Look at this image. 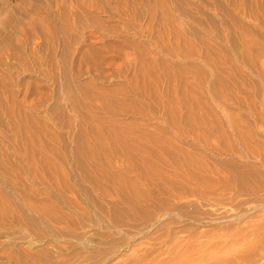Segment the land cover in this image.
<instances>
[{"label": "rangeland", "instance_id": "374dc122", "mask_svg": "<svg viewBox=\"0 0 264 264\" xmlns=\"http://www.w3.org/2000/svg\"><path fill=\"white\" fill-rule=\"evenodd\" d=\"M258 1L0 0V264H264Z\"/></svg>", "mask_w": 264, "mask_h": 264}, {"label": "bare ground", "instance_id": "6f19581e", "mask_svg": "<svg viewBox=\"0 0 264 264\" xmlns=\"http://www.w3.org/2000/svg\"><path fill=\"white\" fill-rule=\"evenodd\" d=\"M256 3H257V1L258 0H254ZM260 1V0H259ZM258 1V2H259ZM254 2V3H255ZM260 3V2H259ZM238 9V8H237ZM258 9H260L261 11H260V13L261 12H264V8H262V6L260 5V7L258 8ZM96 10V9H95ZM262 14V13H261ZM149 15L152 17L153 15H154V13H153V11H151V10H149ZM168 15V14H167ZM167 15H165V16H167ZM262 16H264V15H262ZM153 18V17H152ZM166 19V18H165ZM93 20V19H92ZM168 20V19H167ZM95 23H96V21H94ZM97 26H99V25H97ZM72 27V25H69V24H67V26H66V29H68V28H71ZM101 27V26H100ZM99 27V28H100ZM165 27V26H164ZM176 29V28H175ZM176 33V32H175ZM95 36V35H94ZM49 39V38H48ZM53 41V40H52ZM94 44V43H93ZM66 47V46H65ZM68 47V46H67ZM243 47V46H242ZM145 63V62H144ZM228 63V62H227ZM217 64V63H216ZM215 68V67H214ZM141 72V71H140ZM261 73H264V72H262V71H260ZM260 72H259V74H260ZM226 73H227V71H226ZM217 74H219L220 76H221V74L219 73V71H217L216 70V68L215 69H213V72H212V75L213 76H216ZM227 74H225V76H226ZM228 75H229V73H228ZM227 75V76H228ZM262 75H264V74H262ZM262 75H260V76H262ZM223 77V76H222ZM140 78H141V76H140ZM221 78V77H220ZM132 82H133V79H132ZM141 91V90H140ZM151 91V90H150ZM170 91V90H169ZM101 92V91H100ZM67 96V95H66ZM68 97V96H67ZM70 97V96H69ZM70 99V98H69ZM72 100H71V103H69L70 104V107H68V108H70V109H72L73 111L76 109V102H75V100H74V98L72 97L71 98ZM95 99V98H94ZM94 99H93V102H94ZM68 100V99H67ZM95 100H97V99H95ZM100 101V100H99ZM107 101V100H106ZM66 102V101H65ZM91 102V101H90ZM90 102H89V104H90ZM98 102V101H97ZM97 102H94V103H97ZM4 103V102H3ZM99 103V102H98ZM102 103V102H101ZM68 104V105H69ZM79 104V103H78ZM88 104V105H89ZM200 104V103H199ZM6 105V104H5ZM92 105V104H91ZM99 105H100V103H99ZM104 105V104H103ZM79 106V105H78ZM84 106V105H83ZM95 106V105H94ZM98 106V105H97ZM101 106V105H100ZM1 107H3V106H1ZM16 107V106H15ZM86 106H84L83 108H85ZM87 107H89V106H87ZM102 107H104V106H102ZM4 108V107H3ZM7 107H5L4 109H5V111H6V114H7V109H6ZM9 108L10 109H12L11 108V106H9ZM79 108H80V106H79ZM82 108V107H81ZM80 108V109H81ZM92 108H95V107H92ZM9 109V110H10ZM77 109H78V107H77ZM88 109V108H87ZM96 109H98V108H96ZM95 109V110H96ZM89 110H90V108H89ZM88 110V112L90 113V111ZM101 110V109H100ZM103 110V109H102ZM84 111L85 110H83V113H84ZM22 112V111H21ZM81 112V111H80ZM260 112V111H259ZM12 113V112H11ZM19 113V112H18ZM71 113V112H70ZM73 113V112H72ZM74 113H78V112H74ZM82 113V115H84ZM86 113H87V111H86ZM95 113V112H94ZM8 114H9V112H8ZM15 114V113H14ZM20 114V113H19ZM10 116V115H9ZM8 116V117H9ZM19 116H23V114L21 113L20 115H18L17 116V120H18V117ZM78 116H81V114L79 113L78 114ZM134 116V115H133ZM13 117V116H12ZM26 117H28L27 115H26ZM82 117V116H81ZM85 117H87V116H85L84 115V119H82L81 118V120H80V118H79V120L78 121H80V123L77 125V126H79L78 128H80L79 129V131H80V135L78 136V138L76 139V142L75 141H73L75 144H77L78 145V147H77V149H79V147H80V154L79 153H77V154H79V156H80V158H82L83 159V161L84 160H91V161H93V162H91L92 164L95 162V161H100L101 160V152L104 150V148H103V150H101L102 149V147H104L105 145L106 146H108V145H110L109 147H111V145H113V143H111V142H113L112 140H111V138H113V140L116 138V135L115 134H117V133H115V131L113 130L114 129V127H113V125H112V123H106L105 124V127L107 128V132H106V130L104 129V128H101V129H104V131L107 133H104L105 135H108V136H104V135H101V134H99L98 133V131H94L95 129V126L97 127V123L96 122H98V120H93V118H92V120H90V119H85ZM256 117V116H255ZM22 118H24V117H22ZM90 118V117H89ZM13 119H15V117L13 118ZM26 119V118H25ZM11 120V119H10ZM16 120V119H15ZM15 120H14V123H16L15 122ZM21 120H23V119H21ZM20 119H19V121H21ZM100 120V119H99ZM77 121V122H78ZM170 121V120H169ZM13 122V121H12ZM95 122V123H94ZM100 122V121H99ZM190 122V121H189ZM255 122V121H254ZM20 123H22V122H20ZM75 123V122H74ZM13 124V123H12ZM188 124V123H187ZM99 125V124H98ZM138 125V124H137ZM141 125V124H140ZM12 126V125H11ZM17 126V125H16ZM16 126H15V128H16ZM21 127H22V125H20ZM77 126H75V127H77ZM104 127V125L103 124H101V127ZM134 126V125H133ZM234 126V125H233ZM18 127V126H17ZM70 127V126H69ZM92 127V128H91ZM100 127V126H99ZM98 127V128H99ZM141 127V126H140ZM72 128H73V126H72ZM173 128V127H172ZM178 128V127H177ZM234 128V127H233ZM236 128V127H235ZM240 128V127H239ZM22 129V128H21ZM70 129V128H69ZM18 130V129H17ZM71 130H74V129H71ZM96 130H98V129H96ZM32 131V130H31ZM77 131V130H76ZM103 131V132H104ZM175 131V130H174ZM178 131V130H177ZM33 132V131H32ZM78 132V131H77ZM101 132V131H100ZM102 132V133H103ZM142 133V132H141ZM28 134V133H27ZM30 134V133H29ZM29 134H28V136H29ZM74 134H76L75 132H74ZM77 135V134H76ZM243 135V134H242ZM31 136H32V134H31ZM138 137V136H137ZM29 138V137H28ZM32 138V137H31ZM240 138V137H239ZM199 139H200V137H199ZM221 139V138H220ZM244 139V138H243ZM32 140H34V138L32 139ZM193 140V139H192ZM115 141V140H114ZM116 142V141H115ZM114 142V143H115ZM147 142V141H146ZM155 142V141H154ZM156 142H158V141H156ZM196 142H197V140H196ZM133 143V142H132ZM181 143V142H180ZM38 144V143H37ZM105 146V147H106ZM76 147V146H75ZM246 147H247V145H246ZM151 148V147H150ZM149 149V148H148ZM151 149H153V148H151ZM76 150V149H75ZM99 150H101V152L99 151ZM112 150H113V148H112ZM253 150V149H252ZM78 151V150H77ZM151 151V150H150ZM154 151V150H153ZM152 151V153H154ZM181 151H182V149H181ZM184 151V150H183ZM224 151V150H223ZM76 152V151H75ZM162 152V151H161ZM105 153V152H104ZM148 153H150V152H148ZM151 153V154H152ZM157 153V152H156ZM163 153H165V152H163ZM167 154H168V152H167ZM105 155L107 156V154H104L103 156H102V158L103 157H105ZM154 156V155H153ZM163 156H166V153L163 155ZM184 156V155H183ZM182 156V157H183ZM233 156V155H232ZM75 157H76V155H75ZM161 157V156H160ZM181 157V158H182ZM79 158V157H78ZM79 158V159H80ZM165 158V157H164ZM167 158V157H166ZM184 158V157H183ZM81 159V160H82ZM155 159H158V158H155ZM161 159H162V157H161ZM184 160H185V158H184ZM206 160V159H205ZM155 161V160H154ZM85 162H87V161H85ZM89 162V161H88ZM197 162V161H196ZM245 162V161H244ZM90 164V163H89ZM91 164V165H92ZM177 164V163H176ZM208 166V165H207ZM206 167V166H205ZM173 168V167H172ZM211 168V167H210ZM52 171V170H51ZM167 171V170H166ZM212 172V171H211ZM217 175H218V173H217ZM106 176V175H105ZM197 176V175H196ZM108 178V177H107ZM93 181H95V180H93ZM92 181V182H93ZM174 185V184H173ZM175 189V188H174ZM116 190H118V188L116 189ZM119 191V190H118ZM196 192V191H195ZM166 195V194H165Z\"/></svg>", "mask_w": 264, "mask_h": 264}]
</instances>
